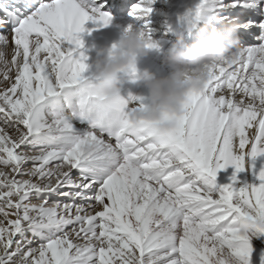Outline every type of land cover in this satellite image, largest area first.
<instances>
[{"label": "snow or ice", "instance_id": "snow-or-ice-1", "mask_svg": "<svg viewBox=\"0 0 264 264\" xmlns=\"http://www.w3.org/2000/svg\"><path fill=\"white\" fill-rule=\"evenodd\" d=\"M103 8L0 0V264H249L264 229L242 235L238 221L264 222V170L259 184L239 186L237 174L264 156V0H199L187 14L234 24L241 43L167 133L131 124L143 97L118 116L95 107L81 35L108 26Z\"/></svg>", "mask_w": 264, "mask_h": 264}, {"label": "clouds", "instance_id": "clouds-1", "mask_svg": "<svg viewBox=\"0 0 264 264\" xmlns=\"http://www.w3.org/2000/svg\"><path fill=\"white\" fill-rule=\"evenodd\" d=\"M194 31L191 42L179 36L161 50L140 28L129 26L114 44L95 49V58L88 65L92 79L86 85L94 93L95 107L118 116L124 101L121 77L131 74L146 93L145 105L128 114L131 124L138 126L143 122L160 133L172 131L189 95L204 90L209 69L230 61L238 48L234 24L208 17ZM152 51L160 54V67L165 74L138 72L139 60ZM254 229H264V222L239 219L240 234L247 235Z\"/></svg>", "mask_w": 264, "mask_h": 264}, {"label": "bare ground", "instance_id": "bare-ground-1", "mask_svg": "<svg viewBox=\"0 0 264 264\" xmlns=\"http://www.w3.org/2000/svg\"><path fill=\"white\" fill-rule=\"evenodd\" d=\"M176 1H178L181 6L185 7V2H187L188 0ZM191 1H194L196 4L199 3V0ZM99 2L104 5V8L102 10L107 11L112 19L106 27L93 25L90 22L86 23L85 32L81 35V39L83 41V50L89 58L87 61L88 65H90L92 60L95 58V49L99 47H107V41H102V38H104L107 33H110V36H112V39L108 42L110 46L119 39L121 32L129 26L133 28H140L142 32L147 34L149 39L157 43L158 47H160L161 50H165L172 43L169 40L167 30H165V26H177L176 19L174 18V10L172 9L175 4L174 0H154V2L151 4V12L146 17L140 20H135L130 15H124L123 13L120 14L119 10H122V8L118 10L115 9L116 12H112L111 9L113 7L110 4L112 0H99ZM119 2L125 4L124 0H120L118 1V3ZM108 6L110 9H108ZM118 14H120L119 18H117ZM95 29L98 30L100 34L88 37V35L96 32ZM241 39L245 43L244 46H251L250 44H252V42H250V40L244 38ZM239 42L241 41L238 38V43ZM137 68L138 72L148 70L157 75L165 74L160 67V54L156 51L150 52L146 57L139 60ZM2 80L3 76L1 75L0 81ZM121 80V96L125 101L129 100L131 97L145 98L146 93L142 85L136 82L135 76L131 74L125 75L121 77ZM261 170H264V156L259 170H256L254 168L251 170L247 165L244 172L237 174L239 186H244L245 182H249L248 184H252V182H255V180L259 184L260 181L256 179V176ZM233 172L234 168L229 166L224 171L217 173V186H219L220 184L225 185L230 183V177L232 176ZM259 238V236L250 238L249 243L252 248V253L249 259V264H253V262L257 258L256 253L258 247L256 243L257 241L258 244L260 243Z\"/></svg>", "mask_w": 264, "mask_h": 264}, {"label": "rangeland", "instance_id": "rangeland-1", "mask_svg": "<svg viewBox=\"0 0 264 264\" xmlns=\"http://www.w3.org/2000/svg\"><path fill=\"white\" fill-rule=\"evenodd\" d=\"M138 2L139 0H135V2ZM134 2V3H135ZM136 2V3H137ZM97 29V28H96ZM95 29V33H93V34H90V35H88V37H92V36H95V35H99L100 34V32L98 31V30H96ZM10 36V35H9ZM112 39V36H110V33H107L106 35H105V37L104 38H102V41H107V47L109 46V41ZM158 39V38H157ZM239 43H241V42H239ZM238 43V44H239ZM10 58H11V56L8 54V59L10 60ZM13 76H14V74H12ZM0 77H1V75H0ZM122 81V80H121ZM0 87H6V85H0ZM237 99H239V97L237 96ZM249 132L251 133V132H254L253 131V129H251V130H249ZM247 147L248 146H246V150H247ZM262 160H263V156H259V157H257L255 160H251V159H248L247 160V162H246V166L248 165V167L252 170L253 168L254 169H256V170H259V168H260V165H261V163H262ZM31 167V164H29V165H27L26 166V168H30ZM76 175H77V173L74 171L73 173H72V176H73V179H75L76 178ZM249 182H245V184H248ZM217 184V183H216ZM244 184V185H245ZM252 184H258V182L255 180V182H252ZM219 185V184H218ZM219 186H222V184H220ZM51 199L54 201V200H57V199H59V197H51ZM33 202H36L35 200L33 201ZM260 238H259V242L261 243H259L258 244V241H257V247H258V249H257V253H256V256H257V258H256V260L253 262V264H260V257L262 256V255H264V236H259Z\"/></svg>", "mask_w": 264, "mask_h": 264}]
</instances>
